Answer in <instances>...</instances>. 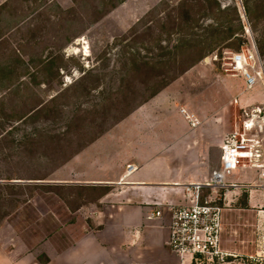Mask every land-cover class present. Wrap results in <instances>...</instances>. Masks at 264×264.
I'll return each mask as SVG.
<instances>
[{"label": "rangeland", "instance_id": "374dc122", "mask_svg": "<svg viewBox=\"0 0 264 264\" xmlns=\"http://www.w3.org/2000/svg\"><path fill=\"white\" fill-rule=\"evenodd\" d=\"M247 48L264 71V0H0V225L19 217L29 238L42 237L33 203L63 213L91 197L52 185L50 173L190 68L200 79L177 93L226 83L263 93L234 103L235 118L264 110V78L247 88L228 70Z\"/></svg>", "mask_w": 264, "mask_h": 264}, {"label": "crops", "instance_id": "0c3cea01", "mask_svg": "<svg viewBox=\"0 0 264 264\" xmlns=\"http://www.w3.org/2000/svg\"><path fill=\"white\" fill-rule=\"evenodd\" d=\"M199 74L185 71L55 168L52 185L80 187L91 197L74 208L65 205L63 213L33 203L43 234L35 239L14 223L19 217L3 220L0 264H181L166 245L169 206L185 204L186 186L205 182L219 166L224 135L243 120L233 116V104L244 107L263 97L233 94L226 83L177 93L181 80ZM191 116L197 125L191 126ZM258 162L264 164V152ZM246 163L226 172L225 186L203 189L223 207L220 248L236 264L264 259V189L257 186L260 169ZM157 210L160 216L149 217Z\"/></svg>", "mask_w": 264, "mask_h": 264}, {"label": "built area", "instance_id": "2783aa9c", "mask_svg": "<svg viewBox=\"0 0 264 264\" xmlns=\"http://www.w3.org/2000/svg\"><path fill=\"white\" fill-rule=\"evenodd\" d=\"M228 70L240 74L247 88L263 80L262 61L255 49L233 52ZM239 128L226 133L220 145V164L210 172L205 182H193L185 188V204L170 205L169 234L166 245L180 257L181 264H231L228 254L220 248L221 212L223 207L203 195L205 185L223 187L225 174L241 166L244 161L260 169L257 186L264 189V164L258 162L264 150V110L256 107L243 110ZM191 126L197 118H189ZM160 216L161 210L151 216Z\"/></svg>", "mask_w": 264, "mask_h": 264}, {"label": "trees", "instance_id": "16d2710c", "mask_svg": "<svg viewBox=\"0 0 264 264\" xmlns=\"http://www.w3.org/2000/svg\"><path fill=\"white\" fill-rule=\"evenodd\" d=\"M257 41H258V39H257ZM259 42V41H258ZM258 42H257V44H258Z\"/></svg>", "mask_w": 264, "mask_h": 264}, {"label": "bare ground", "instance_id": "6f19581e", "mask_svg": "<svg viewBox=\"0 0 264 264\" xmlns=\"http://www.w3.org/2000/svg\"><path fill=\"white\" fill-rule=\"evenodd\" d=\"M79 41H80V39H79Z\"/></svg>", "mask_w": 264, "mask_h": 264}]
</instances>
